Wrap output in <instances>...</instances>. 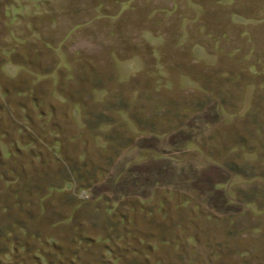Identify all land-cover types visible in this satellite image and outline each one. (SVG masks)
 <instances>
[{
	"label": "rangeland",
	"instance_id": "374dc122",
	"mask_svg": "<svg viewBox=\"0 0 264 264\" xmlns=\"http://www.w3.org/2000/svg\"><path fill=\"white\" fill-rule=\"evenodd\" d=\"M0 264H264V0H0Z\"/></svg>",
	"mask_w": 264,
	"mask_h": 264
}]
</instances>
